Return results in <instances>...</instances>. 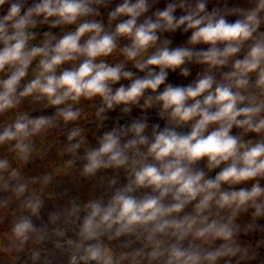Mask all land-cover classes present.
I'll use <instances>...</instances> for the list:
<instances>
[{
	"label": "clouds",
	"instance_id": "obj_1",
	"mask_svg": "<svg viewBox=\"0 0 264 264\" xmlns=\"http://www.w3.org/2000/svg\"><path fill=\"white\" fill-rule=\"evenodd\" d=\"M0 264H264V0H0Z\"/></svg>",
	"mask_w": 264,
	"mask_h": 264
}]
</instances>
